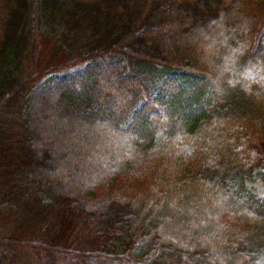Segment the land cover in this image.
Wrapping results in <instances>:
<instances>
[{
	"label": "trees",
	"instance_id": "16d2710c",
	"mask_svg": "<svg viewBox=\"0 0 264 264\" xmlns=\"http://www.w3.org/2000/svg\"><path fill=\"white\" fill-rule=\"evenodd\" d=\"M4 124L0 264H264V0H0Z\"/></svg>",
	"mask_w": 264,
	"mask_h": 264
},
{
	"label": "rangeland",
	"instance_id": "374dc122",
	"mask_svg": "<svg viewBox=\"0 0 264 264\" xmlns=\"http://www.w3.org/2000/svg\"><path fill=\"white\" fill-rule=\"evenodd\" d=\"M225 37V36H224ZM43 51H42V60L46 63L58 61L62 62L64 61V51L62 52L61 48H58L57 51H55V47L53 46V41L49 40L43 44ZM5 125V124H4ZM8 126L5 125L3 128H1L0 125V134L4 131L9 132L12 134L14 131L13 128H7ZM10 139V138H8ZM10 141H13L10 139ZM4 147L0 146V165L3 166L2 173H5L6 169L10 171V173L13 174L15 179L20 181V186H24V181L27 178L25 173L29 175L28 167L26 168L25 164L22 165L25 162V156L22 152V149L19 145V143L14 140L12 144L7 143L4 144ZM6 149V152L4 151ZM7 159V160H6ZM11 164H8V163ZM29 165V162H28ZM17 186V187H20ZM14 187V186H13ZM12 189V187H11ZM14 192V196L11 197V199L15 198L17 205H13L11 208L6 209V200L4 198H0V202H2V205L5 204V208L3 207L0 211V232L3 235L9 236L10 230L5 229V233H2V230L6 227V224H10L11 226V232L14 233L17 236L23 237L21 240H26L28 237V233H32L34 230V225H38L39 222H41L44 218H47L48 211H49V204L46 201L45 197H41L39 199V195H36L33 191H28L26 189L21 188L20 190L15 189L12 190ZM45 202V203H44ZM15 210V212H13ZM61 220L67 221L65 218V215L59 216ZM69 224V223H67ZM66 224V225H67ZM13 226H16L13 228ZM29 227V228H28ZM2 229V230H1ZM31 229V230H30ZM74 228L71 227L68 230L72 231ZM18 233H17V232ZM66 235H76L74 233L69 234H62V239H66ZM82 235H85L82 233ZM34 240V237L32 235L31 241ZM62 242H65L64 240ZM25 248L29 249L28 244H22ZM27 246V247H26ZM80 259V258H79ZM127 261L123 260H113V259H99L97 258L94 264H127ZM28 263V262H26ZM58 264L57 261H55L53 258L49 259L46 258V261L43 262V264Z\"/></svg>",
	"mask_w": 264,
	"mask_h": 264
}]
</instances>
